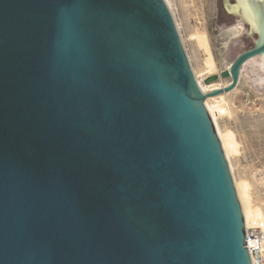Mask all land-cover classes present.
<instances>
[{
	"label": "water",
	"instance_id": "water-1",
	"mask_svg": "<svg viewBox=\"0 0 264 264\" xmlns=\"http://www.w3.org/2000/svg\"><path fill=\"white\" fill-rule=\"evenodd\" d=\"M163 0H0V264H251L206 99Z\"/></svg>",
	"mask_w": 264,
	"mask_h": 264
},
{
	"label": "rangeland",
	"instance_id": "rangeland-1",
	"mask_svg": "<svg viewBox=\"0 0 264 264\" xmlns=\"http://www.w3.org/2000/svg\"><path fill=\"white\" fill-rule=\"evenodd\" d=\"M169 3L190 69L202 84L208 76H218L238 55L252 48L256 37L245 25L244 32L231 34L234 24L243 20L237 6L225 4V0H169ZM262 15L257 12L258 18ZM261 24L264 28V23ZM253 60L257 66L248 62L242 68L236 90L225 95L227 113L217 118L216 124L244 211L248 217L252 211L264 221V70L261 58ZM210 70L213 73L208 75ZM255 76L263 78L261 87L253 84Z\"/></svg>",
	"mask_w": 264,
	"mask_h": 264
},
{
	"label": "bare ground",
	"instance_id": "bare-ground-1",
	"mask_svg": "<svg viewBox=\"0 0 264 264\" xmlns=\"http://www.w3.org/2000/svg\"><path fill=\"white\" fill-rule=\"evenodd\" d=\"M163 1H164L165 5L167 7L172 19H173V22H174L178 37H179L180 42L182 44V41H181V38H180V34H179L180 31L178 32L179 28H177L178 27V23H177V26H176V22H175L174 17H173L174 14L172 15V13H171L172 9H171L169 0H163ZM240 7H243L242 3H241ZM170 9H171V11H170ZM242 16H243L244 19L247 18L250 21L251 25L249 23H247V24H249L251 26V28H253V20H252L251 14L247 10V8H245V12H242ZM242 30H243V27L240 24H238V25H236V26L231 28V34L233 36L239 35L242 32ZM261 59H262L261 62L263 63V66H261V68H263V70H264V58H261ZM249 65L250 66H257V62H255V60H251V64H249ZM212 73H213V70H210L208 72V75H210ZM251 73L255 74V72H251ZM255 77L256 78L252 80L253 84H257V86L261 87V82H263V78H259V76H255ZM194 78L196 80V84H197L198 89L202 93H211L212 91H215V90H218V89H222L223 87H226L228 82H229V81H226V82L219 81L218 83H215V84L205 85V84H202V82L199 80V77L196 75V73L194 75ZM241 80H242V78H241ZM225 95L226 94H224V95L222 94V95H220L218 97L206 99L205 102H204V107L206 108L207 113H208V115H209V117H210V119L212 121V124H213V127H214V130H215V133H216V136L218 138L219 143L221 141L220 145L222 144L221 148H223L222 151L224 150L223 154H224V152L226 153V156L224 154V157H225V159H226V157L228 159V154H227V151H226V148H225V144L223 142V139L221 137V134H220V132L218 130V127H217V124H216V119L222 117L223 115H225L227 113L226 105H228V104L225 103ZM227 159H226V162H227ZM227 165H228V168L230 167L229 168V172H230V169H231V172H232V166L230 164L229 159H228ZM230 175H231V173H230ZM232 176H234V175H231V178H232ZM232 181H233V179H232ZM233 186H234V181H233ZM234 189H235V186H234ZM235 192H236V196H237L240 208H241L242 217H243L245 226L248 227V226L252 225L257 218L255 217V215H254V213L252 211H251L250 217H248V215L244 211L242 198L240 197V194H239L237 188L235 189ZM254 224H256V223H254Z\"/></svg>",
	"mask_w": 264,
	"mask_h": 264
},
{
	"label": "built area",
	"instance_id": "built-area-1",
	"mask_svg": "<svg viewBox=\"0 0 264 264\" xmlns=\"http://www.w3.org/2000/svg\"><path fill=\"white\" fill-rule=\"evenodd\" d=\"M254 223L248 227L244 223L246 247L251 264H264V221L256 219Z\"/></svg>",
	"mask_w": 264,
	"mask_h": 264
},
{
	"label": "flooded vegetation",
	"instance_id": "flooded-vegetation-1",
	"mask_svg": "<svg viewBox=\"0 0 264 264\" xmlns=\"http://www.w3.org/2000/svg\"><path fill=\"white\" fill-rule=\"evenodd\" d=\"M241 3L243 5V7H240ZM225 4H230V6L235 5L241 10V12H245V8H247L248 11L250 9L255 10L254 13L256 15H257V12H260V11H261V13H264V0H225ZM247 23H249L251 25L250 21L247 18H245V19L243 18V20H241L240 22L238 21L234 25L240 24L243 27L242 32H244L246 30V29H244V25H245L250 31H252V33L256 37V33L252 30L251 26Z\"/></svg>",
	"mask_w": 264,
	"mask_h": 264
}]
</instances>
